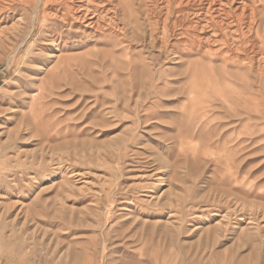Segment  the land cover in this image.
<instances>
[{
    "label": "rangeland",
    "instance_id": "374dc122",
    "mask_svg": "<svg viewBox=\"0 0 264 264\" xmlns=\"http://www.w3.org/2000/svg\"><path fill=\"white\" fill-rule=\"evenodd\" d=\"M178 1L0 15V264H264V0Z\"/></svg>",
    "mask_w": 264,
    "mask_h": 264
},
{
    "label": "bare ground",
    "instance_id": "6f19581e",
    "mask_svg": "<svg viewBox=\"0 0 264 264\" xmlns=\"http://www.w3.org/2000/svg\"><path fill=\"white\" fill-rule=\"evenodd\" d=\"M38 5L44 3V5H46V3L50 2V3H55V2H60V6L62 7V13L61 16H58L57 14H55L53 16V18L55 20H58L60 23L64 24L65 26H79L80 28L84 29V32L87 31H92V32H100V31H104L107 28H110L113 26V17H111L108 20H105V4L106 2L109 3L110 0H36ZM178 1V0H177ZM198 3H200L201 0H197ZM232 2H234V0H231ZM237 1V0H236ZM258 1V0H257ZM31 2V0H0V15L5 14V12H7L8 10H12V4L13 3H18V4H26L27 7L29 6L28 4ZM192 0H179L176 5L182 6L184 7V9H182L181 12H188V11H194V14L196 16H205L204 14L206 13H201L199 12L201 10V8L199 10H194V5H191ZM224 2V1H223ZM222 2V3H223ZM196 3V2H195ZM208 3V1H207ZM228 3V2H227ZM247 3V2H246ZM211 4V3H210ZM257 4V2H256ZM191 5V6H190ZM248 5V4H247ZM250 5V4H249ZM125 6V5H124ZM218 6V5H217ZM240 6V5H239ZM24 8L26 6H23ZM36 7V6H35ZM150 7V6H149ZM148 7V8H149ZM207 7V6H206ZM249 7V6H248ZM47 8V7H46ZM21 8H19L20 10ZM151 10V8H149ZM153 9V8H152ZM221 9V8H220ZM244 9L245 6L244 4L241 7L240 10V14L236 15V19L237 21H239L242 16L244 15ZM108 10V9H107ZM114 10V9H113ZM160 10V8H159ZM162 10V9H161ZM206 10V9H205ZM204 11V10H203ZM212 11V10H211ZM33 21L36 20L37 18V14L39 12L38 6L37 9H35L33 11ZM49 12V11H48ZM53 12V11H52ZM61 12V11H60ZM114 12V11H113ZM217 12V11H216ZM148 13V12H147ZM175 13V12H174ZM189 13V12H188ZM48 14V13H47ZM202 14V15H201ZM184 15V13H183ZM218 15V14H217ZM175 16V14H174ZM186 16V15H185ZM214 16V15H213ZM248 16V14H247ZM216 17V16H215ZM220 17V16H219ZM175 18V17H174ZM187 18V17H186ZM204 19V18H203ZM207 19V18H206ZM225 19V18H224ZM233 19V18H232ZM20 20V19H19ZM32 21V22H33ZM117 21V20H116ZM192 21V20H191ZM203 21V20H202ZM222 21V20H221ZM233 21V20H232ZM22 22V21H19ZM172 22V21H171ZM219 22V21H218ZM224 22V21H223ZM117 23V22H116ZM170 23V22H169ZM177 23V22H176ZM115 24V23H114ZM201 24V23H200ZM205 26H201V31L202 29H204L206 27V25L208 24L207 22L204 23ZM203 24V25H204ZM227 24V23H226ZM225 24V25H226ZM16 26H19L20 24L17 22L15 24ZM196 25V24H195ZM219 26H217L219 29L222 28V26L220 25V23L218 24ZM238 25V24H236ZM235 25V27H237ZM247 25V24H246ZM116 24L113 26L115 27ZM118 26V25H117ZM188 26V25H186ZM208 26V25H207ZM112 27V28H113ZM199 27V26H198ZM209 27V26H208ZM117 28V27H116ZM172 28V27H171ZM212 28V27H211ZM225 28V27H224ZM31 29V28H30ZM115 29V28H114ZM181 29V28H180ZM232 29V28H231ZM17 30V29H15ZM116 30V29H115ZM120 30V29H118ZM200 30V29H199ZM212 30V29H211ZM228 30V29H227ZM245 30V29H244ZM195 31V29H194ZM198 31V30H197ZM224 31V30H223ZM222 31V32H223ZM18 33V31H16ZM213 32V31H212ZM16 33V34H17ZM21 33V31L19 32ZM32 33V32H31ZM229 33V31H228ZM235 33V32H234ZM237 33V31H236ZM103 34V32H102ZM191 34V33H189ZM195 34V33H194ZM205 34V33H204ZM203 34V35H204ZM215 34V32H214ZM180 35V34H179ZM209 35V34H208ZM212 35V34H211ZM181 36V35H180ZM179 36V37H180ZM197 36V35H196ZM239 36V35H238ZM183 37V36H182ZM204 38V37H203ZM209 38V37H208ZM213 38V36H212ZM224 38V37H223ZM232 38V37H231ZM235 38V37H233ZM237 39V38H235ZM230 40V39H229ZM203 41V40H202ZM211 44V43H210ZM221 44V43H220ZM204 45V44H203ZM229 45H231L229 43ZM210 46V45H209ZM232 46V45H231ZM235 47V45H234ZM195 48V46H194ZM219 48V47H218ZM226 48V47H225ZM225 50V49H224ZM238 50V49H237ZM213 51V50H212ZM216 52V51H215ZM250 52V51H249ZM258 52V51H257ZM214 53V52H213ZM234 54V53H233ZM258 54V53H257ZM250 56V55H249ZM263 56V55H262ZM256 57V56H255ZM254 57V58H255ZM261 57V56H260ZM243 58V57H242ZM253 58V59H254ZM258 58V57H256ZM240 60V59H239ZM244 61V60H243ZM263 62V61H262Z\"/></svg>",
    "mask_w": 264,
    "mask_h": 264
}]
</instances>
